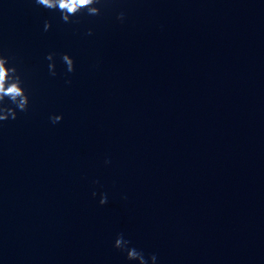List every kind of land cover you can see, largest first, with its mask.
<instances>
[{"label":"clouds","instance_id":"9594fccd","mask_svg":"<svg viewBox=\"0 0 264 264\" xmlns=\"http://www.w3.org/2000/svg\"><path fill=\"white\" fill-rule=\"evenodd\" d=\"M33 2L50 11H58L63 22L73 23L72 17L82 12H86L89 16L99 15L101 9L97 7V5L101 4L102 0H33ZM117 19L123 21L124 14L121 13ZM50 28V21H45L44 30L48 31ZM91 34L92 31L89 29L88 35ZM53 57L54 54L49 53L46 59L48 61H53ZM61 59L66 64L67 72L71 73L75 70L74 60L68 54H63ZM8 65L9 58L0 54V122L9 119L15 120L18 111L26 112L29 106V97L24 87H22L23 80L21 75L18 73L15 66L9 67ZM48 68L50 74L55 76V64L49 63ZM50 119L53 123H57L62 120V116L55 115ZM92 195L95 196L96 193L93 192ZM106 203L107 194H101L99 204L104 205ZM130 243L129 240L124 238L123 234H120L115 239L113 246L121 252L126 253V259L129 261H137L138 264H149L150 260L151 264H156V255H151L146 259L142 251H138L134 247H129Z\"/></svg>","mask_w":264,"mask_h":264}]
</instances>
